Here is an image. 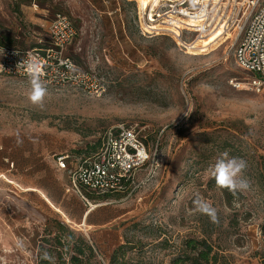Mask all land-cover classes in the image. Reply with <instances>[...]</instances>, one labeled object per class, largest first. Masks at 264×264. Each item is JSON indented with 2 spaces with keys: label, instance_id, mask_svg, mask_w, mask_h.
<instances>
[{
  "label": "rangeland",
  "instance_id": "obj_1",
  "mask_svg": "<svg viewBox=\"0 0 264 264\" xmlns=\"http://www.w3.org/2000/svg\"><path fill=\"white\" fill-rule=\"evenodd\" d=\"M94 3L0 0V39L12 48L48 46L57 15L76 28L86 20L85 52L75 54L76 41L67 54L101 85L91 93L46 86L41 107L29 100L30 80L0 76V264H38L54 221L93 246L89 264H193L187 257L198 252L186 243L201 239L214 247L209 264H264V92L249 88L229 43L195 55L169 36L144 37L134 2L125 3L128 33L111 39L93 26ZM119 125L137 127L150 161L125 195L85 199L58 158L92 156ZM224 152L248 165L250 187L231 206L209 184ZM197 198L216 209L218 223L197 210Z\"/></svg>",
  "mask_w": 264,
  "mask_h": 264
},
{
  "label": "built area",
  "instance_id": "obj_2",
  "mask_svg": "<svg viewBox=\"0 0 264 264\" xmlns=\"http://www.w3.org/2000/svg\"><path fill=\"white\" fill-rule=\"evenodd\" d=\"M131 1L136 4L135 24L144 37L169 36L186 54L199 49L197 41L222 29L218 40L222 45L229 43L237 66L248 74L249 88L264 92V0H151L147 5ZM48 36L50 44L44 47L0 45V76L30 80L27 62L32 61L45 86L98 92V77L83 71L67 54L78 37L72 20L57 15ZM149 155L137 127L119 125L104 133L101 147L92 156L72 163L63 156L57 164L69 171L72 189L86 199L83 192L99 197L125 195L135 186Z\"/></svg>",
  "mask_w": 264,
  "mask_h": 264
},
{
  "label": "trees",
  "instance_id": "obj_3",
  "mask_svg": "<svg viewBox=\"0 0 264 264\" xmlns=\"http://www.w3.org/2000/svg\"><path fill=\"white\" fill-rule=\"evenodd\" d=\"M0 45L8 47L2 39H0ZM209 184L211 187L217 186L215 179H212ZM219 189L226 196L228 206H231L233 199L239 193L237 191H229L228 189ZM54 224L53 231L51 230L42 239V245L39 247L41 252H46L48 255H42L38 264H89L90 260L96 257L93 246L81 234H78L60 221H54ZM44 244L49 245L51 249L46 250ZM186 245L187 249L192 253L198 252L197 257L194 259L187 257L188 260L193 261V264H203V262L209 264L212 260L216 263V256L215 259H211L214 247L206 239L191 240ZM260 256L264 262V248ZM53 258L56 261L53 262Z\"/></svg>",
  "mask_w": 264,
  "mask_h": 264
},
{
  "label": "clouds",
  "instance_id": "obj_4",
  "mask_svg": "<svg viewBox=\"0 0 264 264\" xmlns=\"http://www.w3.org/2000/svg\"><path fill=\"white\" fill-rule=\"evenodd\" d=\"M27 67L29 70L31 84L29 100L33 104L43 107V101L47 95V88L39 80L36 74L37 65L32 61H28ZM18 143H22V140L18 139ZM247 166L248 165L245 160L238 157H229L228 153L224 152L217 158L215 164L210 170V173L211 177L215 179L217 187L228 189L229 191H242L250 187L249 181L243 176ZM195 206L198 211L208 215L212 223H218L216 209L206 201L197 198Z\"/></svg>",
  "mask_w": 264,
  "mask_h": 264
},
{
  "label": "crops",
  "instance_id": "obj_5",
  "mask_svg": "<svg viewBox=\"0 0 264 264\" xmlns=\"http://www.w3.org/2000/svg\"><path fill=\"white\" fill-rule=\"evenodd\" d=\"M131 2V0H95V3L91 5L90 8V14L93 13L96 16L94 17L95 21L93 26L95 25L97 31L109 34L111 39H114V36H116L118 32L121 33L123 31L127 34V30H129L131 26V20L129 14L125 10V3ZM87 27L88 24H86V20H82L80 27L77 28L78 37L74 45L75 54L76 52H85L83 42L84 35L87 33Z\"/></svg>",
  "mask_w": 264,
  "mask_h": 264
},
{
  "label": "bare ground",
  "instance_id": "obj_6",
  "mask_svg": "<svg viewBox=\"0 0 264 264\" xmlns=\"http://www.w3.org/2000/svg\"><path fill=\"white\" fill-rule=\"evenodd\" d=\"M151 0H138V2L147 5ZM223 34L222 29L212 32L208 37L201 39L195 43V47L199 48L194 50L191 54L201 55L208 54L216 51L222 44H220L218 38ZM218 40V41H217ZM220 44V45H219Z\"/></svg>",
  "mask_w": 264,
  "mask_h": 264
}]
</instances>
